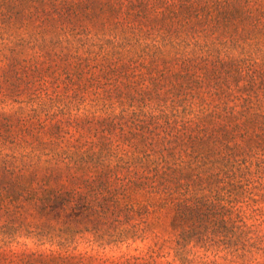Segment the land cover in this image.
Listing matches in <instances>:
<instances>
[{"label": "trees", "instance_id": "obj_1", "mask_svg": "<svg viewBox=\"0 0 264 264\" xmlns=\"http://www.w3.org/2000/svg\"><path fill=\"white\" fill-rule=\"evenodd\" d=\"M0 264H264V0H0Z\"/></svg>", "mask_w": 264, "mask_h": 264}, {"label": "rangeland", "instance_id": "obj_2", "mask_svg": "<svg viewBox=\"0 0 264 264\" xmlns=\"http://www.w3.org/2000/svg\"><path fill=\"white\" fill-rule=\"evenodd\" d=\"M157 231L160 233L161 236H164L165 238L168 237V232H169V218L166 217L162 220L161 225L158 227ZM152 241H147L145 243H141L138 242L134 245H132V247L128 248L127 246H123L121 249H107V250H100L99 254L104 255L106 257H111V256H116L119 257L121 255L124 254H131V255H138L140 253H144L147 251V248L149 247V245H151ZM31 248H35L36 247L32 244H30ZM88 251L90 253L96 254L98 253L97 250L96 251H92L91 248H88L86 246H81L80 247V251ZM168 251V250H166ZM172 256H169L168 258H165L163 260H171Z\"/></svg>", "mask_w": 264, "mask_h": 264}]
</instances>
